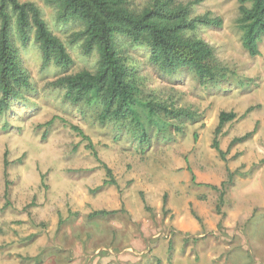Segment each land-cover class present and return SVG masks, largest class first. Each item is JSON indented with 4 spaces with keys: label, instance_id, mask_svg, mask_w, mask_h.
Returning a JSON list of instances; mask_svg holds the SVG:
<instances>
[{
    "label": "rangeland",
    "instance_id": "obj_1",
    "mask_svg": "<svg viewBox=\"0 0 264 264\" xmlns=\"http://www.w3.org/2000/svg\"><path fill=\"white\" fill-rule=\"evenodd\" d=\"M32 1L74 63L42 67L35 44L21 49L34 88L23 93L21 113L0 118V264H264V40L259 55L243 48L237 0L192 6L221 19L196 31L224 67L218 83H201L189 70L166 76L146 61L143 47L129 48L142 96L189 114L182 122L164 116L167 125H153L145 140L136 127L100 123L98 109L74 107L51 84L93 70L95 57L69 42L78 24L58 22L45 0ZM129 1L141 8L150 0ZM222 110L236 117L216 134ZM71 124L89 135L116 184H103L110 177ZM215 136L223 156L212 147ZM229 172L233 180L220 195L208 184L220 186ZM98 209L118 211L86 216Z\"/></svg>",
    "mask_w": 264,
    "mask_h": 264
},
{
    "label": "trees",
    "instance_id": "obj_2",
    "mask_svg": "<svg viewBox=\"0 0 264 264\" xmlns=\"http://www.w3.org/2000/svg\"><path fill=\"white\" fill-rule=\"evenodd\" d=\"M45 1L54 10L58 22L78 24L77 29L71 31L69 42L76 44L84 56H94L96 62L93 70L81 69L62 75L51 84L62 88L74 107L86 105L98 109L96 118L100 123L111 121L121 128L136 127L141 139L145 140L148 129L153 125L159 130L167 125L164 116L173 115L182 122L181 119L189 115L184 109H172V105L156 103L154 97L142 96L139 69L134 64V58L128 55L131 46L143 47L146 61L166 76L189 70L199 82L208 81L213 84L226 76L224 67L215 57L213 46L196 35L199 28L221 24V19L210 13H194L192 6L202 0H150L141 8L133 6L129 0ZM237 2L236 25L241 31L242 46L249 55H259V45L264 40V0ZM52 32L35 1L0 0V118L12 111L21 113L27 104V98H22L23 93L34 88L29 70L23 63L21 49L31 43L35 44L42 67L53 64L68 69L74 63L66 42ZM78 113L83 112L80 110ZM235 117L234 111H220L215 133ZM70 127L110 177L103 184H116L111 168L98 158L89 135L76 124ZM176 127L180 128L179 125ZM252 133L249 131L235 137L231 143L243 141ZM212 147L223 156L224 152L219 148L216 136ZM8 163L4 153L5 194L10 183L7 178ZM232 174L229 172L228 179L222 181L220 186L208 185L220 190L222 195L233 180ZM117 211L98 209L86 216L89 219L111 216ZM74 214L78 215V212Z\"/></svg>",
    "mask_w": 264,
    "mask_h": 264
}]
</instances>
